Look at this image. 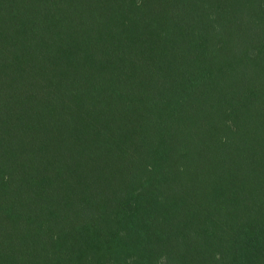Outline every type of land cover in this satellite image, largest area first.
<instances>
[{"label":"trees","instance_id":"16d2710c","mask_svg":"<svg viewBox=\"0 0 264 264\" xmlns=\"http://www.w3.org/2000/svg\"><path fill=\"white\" fill-rule=\"evenodd\" d=\"M0 264H264V0H0Z\"/></svg>","mask_w":264,"mask_h":264}]
</instances>
